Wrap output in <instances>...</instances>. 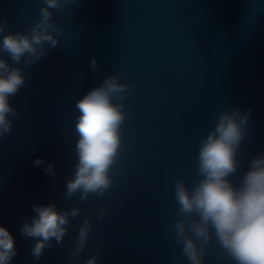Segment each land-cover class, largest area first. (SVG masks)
Returning a JSON list of instances; mask_svg holds the SVG:
<instances>
[{"label":"water","instance_id":"1","mask_svg":"<svg viewBox=\"0 0 264 264\" xmlns=\"http://www.w3.org/2000/svg\"><path fill=\"white\" fill-rule=\"evenodd\" d=\"M51 11L58 45L35 65H16L25 84L9 98L17 115L0 138V226L14 237L12 264H85L92 256L97 264H189L170 231L172 181L190 189L200 179L198 146L215 114L250 110L234 186L264 153V0H68ZM0 18L7 31L27 32L39 19L37 0H0ZM109 75L131 88L114 101L124 104L125 121L113 184L80 201L79 193L65 196L76 162L75 104ZM37 157L45 163L34 165ZM48 163L55 176L44 171ZM49 203L61 211L79 204L80 215L36 260L20 226L34 204ZM85 218L88 240L72 259ZM203 264H233L214 236Z\"/></svg>","mask_w":264,"mask_h":264},{"label":"clouds","instance_id":"2","mask_svg":"<svg viewBox=\"0 0 264 264\" xmlns=\"http://www.w3.org/2000/svg\"><path fill=\"white\" fill-rule=\"evenodd\" d=\"M66 3L68 0H37L39 19L27 32L7 31V21L0 18V138L9 134L10 117L17 115L9 98L16 96L25 84L24 70L16 65H35L49 48L58 45L53 33H59L60 28L53 21L51 10H59ZM5 54L13 64L4 59ZM91 67L93 71L98 69L94 57ZM118 81V76L109 75L76 101L79 112L75 122L76 162L72 178L65 182V196L79 193L80 201H86L89 195L102 197L112 187L109 172L119 156L121 126L125 121L124 104L114 101H122L131 91L128 84ZM249 112L241 114L238 109L217 112L212 128L199 142L200 179L190 189L179 177L172 181L176 219L170 231L189 264H203L213 236L233 264H264V153L248 161L239 187L229 179L239 167L237 156L242 154ZM33 163L40 166L45 161L37 157ZM44 171L55 176L51 163ZM104 211L100 210L98 219ZM32 212L30 221L28 217L22 218L20 233L34 241L31 255L39 260L43 250L53 246V240L56 244L62 242L69 218L78 217L80 209L77 204L61 211L55 203H49L34 204ZM90 229L91 221L85 218L72 249V259L85 247ZM16 255L14 237L0 226V264H12ZM85 264H97L96 257H89Z\"/></svg>","mask_w":264,"mask_h":264}]
</instances>
